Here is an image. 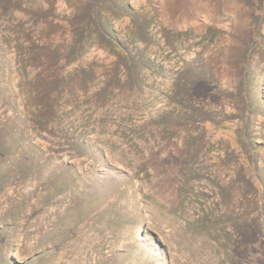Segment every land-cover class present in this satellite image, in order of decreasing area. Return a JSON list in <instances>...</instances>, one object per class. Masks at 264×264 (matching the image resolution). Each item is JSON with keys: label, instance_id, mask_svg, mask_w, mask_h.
<instances>
[{"label": "rangeland", "instance_id": "obj_1", "mask_svg": "<svg viewBox=\"0 0 264 264\" xmlns=\"http://www.w3.org/2000/svg\"><path fill=\"white\" fill-rule=\"evenodd\" d=\"M0 264H264V0H0Z\"/></svg>", "mask_w": 264, "mask_h": 264}]
</instances>
